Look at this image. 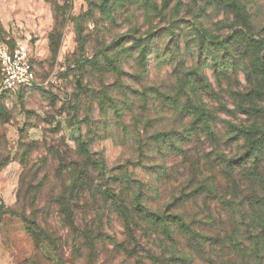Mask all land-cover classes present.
Instances as JSON below:
<instances>
[{
	"label": "trees",
	"instance_id": "obj_1",
	"mask_svg": "<svg viewBox=\"0 0 264 264\" xmlns=\"http://www.w3.org/2000/svg\"><path fill=\"white\" fill-rule=\"evenodd\" d=\"M45 1L50 3L54 17L51 37L61 35L65 22L71 18L72 0ZM129 1L134 0H101L100 5L107 9L108 15L117 12L118 16ZM169 1H161L156 10L158 15ZM142 2L145 5L148 0ZM228 2L219 0L225 6L231 5ZM128 30L112 38L107 48H103L107 52V72L119 67L125 50L137 46L141 48L139 59L142 65L157 54L160 55L155 60L164 63L170 58L173 60L180 50L185 49L183 56L189 50L188 46L183 47L184 31H175L171 23L147 29L144 37L139 38L129 33L133 29ZM164 36H168L167 51L156 45ZM125 39L133 42L131 47H124ZM203 42L194 46L197 57H205L212 66L218 87L224 86L218 80L220 76L224 77L225 84L233 90H224L222 100L226 99L227 93L230 99L222 102L221 108L208 107L198 98L196 91L203 86L205 78L190 79L191 73L180 71L176 73V89H170L166 84L155 86L151 102L147 101V94L140 93L141 110L154 107L162 115L160 122L168 114L175 118L171 119V127L167 125L168 129L138 141V151H142L146 144L143 139H149L153 152L160 155L155 154L154 158L166 159L158 170L151 171L150 181L119 167L115 168L117 173L107 177L106 186L98 189L104 178L103 157L84 146H81L82 151H46L47 156L42 160L44 167L40 170L42 177L36 179L35 176L29 182V167L19 180L18 194L20 191L23 204L32 209L30 217L21 215L31 243L25 248L27 255L17 264H64L62 238L57 234L53 215L60 227H68L73 234L72 240L76 237L75 242L72 241L75 244L73 250L78 253L86 250L85 255L95 259L98 251L103 252L100 243L103 241L102 224L94 223L99 216L88 217L84 213L75 219L76 207L87 210L90 205L96 215L103 206L107 207V264H234L235 249L240 244L229 234H234L241 226L249 233L255 225L259 239L264 242V215L257 214L253 219L256 223L245 220L257 209L264 210V41L246 31L233 35L231 39L214 42L224 53L219 59L212 53L213 45L205 48ZM116 46L118 49L114 54ZM238 73L244 75L245 83L240 81ZM209 87L213 92L214 88L210 84ZM190 91H193L197 104H191ZM109 102L111 112L121 116L124 110L119 108L120 105L113 100ZM130 102L126 103L124 113L133 112L134 101ZM218 112L226 113L228 117L233 115L237 121L219 119ZM185 119L187 122L182 123ZM177 122L182 123L180 130L174 129ZM189 139L194 141V147L188 145ZM188 147L193 153L186 155L184 152V162L177 158L169 161L171 151H187ZM49 149L52 148L49 146ZM166 149L170 151L164 153ZM138 157H143V153ZM66 171L70 172L67 177ZM43 189L46 199L39 207V214L35 202L38 194H43ZM86 194L90 201L84 200ZM66 195L76 203L71 206L72 201ZM253 237L256 239V235ZM68 239L67 234L64 235V240Z\"/></svg>",
	"mask_w": 264,
	"mask_h": 264
},
{
	"label": "rangeland",
	"instance_id": "obj_2",
	"mask_svg": "<svg viewBox=\"0 0 264 264\" xmlns=\"http://www.w3.org/2000/svg\"><path fill=\"white\" fill-rule=\"evenodd\" d=\"M142 1H129L116 16L117 12L107 14V9L104 10L100 5L101 0H72L71 18L65 22L62 34L51 37L54 17L49 2L0 0V46L9 50L25 47L31 55L37 83L32 88H19L0 97V254L9 255L7 264H17L23 259L27 255L25 248L31 243L27 239L26 222L21 215L30 217L32 208L23 204L20 191L18 194L19 180L25 169H31L29 182L35 176L39 179L42 177L40 170L44 167L42 160L47 156L46 151H82L81 146H84L105 161L104 178L99 182L98 189L106 186L107 177L117 173L115 168L119 167L150 181L151 171L158 170L166 159L154 158L155 154L160 155L153 152L149 139H143L146 144L142 151H138V141L168 129L167 125L171 127L175 118L168 114L160 122L162 115L154 107L147 106L145 111L141 110L140 93L147 94V101L151 102L155 86L166 84L173 89L177 86V71L188 72L191 73L190 79L205 78L203 86H198L196 90L198 98L208 107L221 108V103L230 99L227 93L226 99L222 100L224 90L233 89L228 88L221 76L218 80L224 86L218 87L212 66L205 57H197L194 46L200 41H204L205 48L212 44V53L219 59L224 53L214 42L231 39L233 35L246 31L264 41V0H228L231 5L226 6L220 4L219 0H170L160 15L156 10L162 0H148L145 5ZM87 11L90 15H85ZM169 23L175 31H184V39L188 42L182 38L183 47H189L186 55L183 56L185 49H182L175 53L173 60L170 58L162 63L155 60L160 55L157 54L142 65L139 59L141 48L137 46L125 50L120 57L119 67L107 72V52L103 48H107L112 38L126 33L128 29H133L129 33L136 38L144 37L147 29L167 26ZM167 39L168 36L158 39L157 47L167 51ZM123 44L127 48L133 42L125 39ZM173 47L174 44L171 45ZM151 51H154L153 43ZM238 74L239 80L245 83L244 75ZM209 84L214 88L213 92ZM183 97L185 102L186 96ZM189 98L191 104H197L193 91H190ZM109 100L115 101L124 110L121 116L111 112ZM130 101H134L133 112L124 113L126 103L131 104ZM227 104L231 109L232 106ZM218 115L219 119L237 121L233 115L228 117L226 113L219 112ZM117 116L121 118L117 119ZM182 123L174 125V129L180 130ZM188 145L194 147V141ZM191 147L187 151H171L168 154L169 161L177 158L184 162L183 153L191 155ZM163 151L167 153L170 150ZM141 152L143 157L139 158ZM73 157L76 156L73 154ZM67 171L64 172L65 177L70 175ZM54 193L57 194V189ZM96 194L99 196L100 193ZM66 198L72 201L67 195ZM45 199L43 189V194H38L35 202L38 210ZM84 200L90 201L91 198L86 194ZM75 203L72 201L70 205ZM84 213L88 217L99 216L94 223L102 224L103 241L100 240V243L103 252L98 251L94 259L85 255L86 250L81 253L73 250L75 244L72 241L75 242L76 237L72 240L73 234L68 227H60L53 215L57 234L62 238L64 264H107V207L99 209L97 215L91 205L87 210L76 207L75 219ZM257 214L264 215V210L257 209L255 214L250 213L245 220L256 223L253 219H256ZM114 226L119 229L116 224ZM258 231L255 225L249 233L241 226L237 232L229 234L240 244L235 249L234 264H264V242L259 239ZM64 233L69 238L66 241ZM253 235H256V239Z\"/></svg>",
	"mask_w": 264,
	"mask_h": 264
},
{
	"label": "built area",
	"instance_id": "obj_3",
	"mask_svg": "<svg viewBox=\"0 0 264 264\" xmlns=\"http://www.w3.org/2000/svg\"><path fill=\"white\" fill-rule=\"evenodd\" d=\"M31 55L25 47L9 50L0 46V97L19 88L35 86Z\"/></svg>",
	"mask_w": 264,
	"mask_h": 264
},
{
	"label": "crops",
	"instance_id": "obj_4",
	"mask_svg": "<svg viewBox=\"0 0 264 264\" xmlns=\"http://www.w3.org/2000/svg\"><path fill=\"white\" fill-rule=\"evenodd\" d=\"M9 255H1L0 254V264H7L9 261Z\"/></svg>",
	"mask_w": 264,
	"mask_h": 264
}]
</instances>
